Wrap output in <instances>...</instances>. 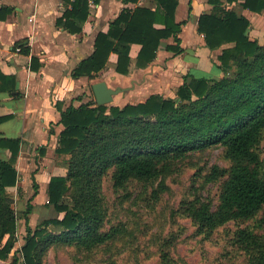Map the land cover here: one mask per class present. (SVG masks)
Returning a JSON list of instances; mask_svg holds the SVG:
<instances>
[{"label": "trees", "instance_id": "1", "mask_svg": "<svg viewBox=\"0 0 264 264\" xmlns=\"http://www.w3.org/2000/svg\"><path fill=\"white\" fill-rule=\"evenodd\" d=\"M68 7L57 25L68 32H81L80 24L89 15L88 0H65ZM139 0H123L124 4ZM153 7H124L109 23L106 32H98L92 54L73 69L74 79H95L108 64L111 54L117 56L114 70L127 75L131 64L132 44L140 45L136 68L144 69L156 58L163 40L172 38L166 50L181 54L179 34L183 23L176 22L179 0H150ZM232 1V0H229ZM212 6L197 20V32L211 50L221 49L214 71L220 76H183L174 98L159 94L137 104L97 105L95 102L70 105L60 112L59 135L55 152L67 164L65 176L51 177L47 189L48 205L57 215L29 226L27 208L20 219L25 222L24 243L19 251L22 264H43L46 253L56 244L66 243L84 250L113 240L119 230H105L107 209L102 181L112 171L116 189L130 181L150 182L174 162L193 152L221 147L230 161L228 169L214 166L209 182L221 181L219 203L195 199L185 203L183 213L200 233L209 234L232 221L258 219L262 233L249 228L238 229L235 244L244 251L248 264H264V178L258 146L264 132V45L251 40L250 22L235 10H227L221 0H207ZM244 9L264 11V0H245ZM11 13L0 7V20ZM224 45H228L222 48ZM23 52L29 53L24 50ZM31 70H37L36 59ZM16 80L0 68V93L15 91ZM5 118H0V122ZM19 139L0 136V153L8 150V158L0 157V260L18 264L16 256L18 215L7 188L18 180L16 161ZM36 189V184L34 183ZM69 194L72 205L65 201ZM62 229L51 234L50 226ZM161 264H171L162 254Z\"/></svg>", "mask_w": 264, "mask_h": 264}, {"label": "crops", "instance_id": "2", "mask_svg": "<svg viewBox=\"0 0 264 264\" xmlns=\"http://www.w3.org/2000/svg\"><path fill=\"white\" fill-rule=\"evenodd\" d=\"M221 1L227 10H235L250 22V39L264 45V11L244 9L245 0ZM65 2L0 0V7L11 9L5 20H0V68L5 75L16 80L14 92L0 93V118H5L0 122V136L20 141L15 165L17 184L7 191L13 199L14 210L18 206L23 211L28 203L32 206L28 215L29 226L36 225L38 209L47 208L44 204L48 203L47 189L51 177L66 175V169L60 166L64 157L55 152L63 130L57 103L62 110L86 103L89 84L92 89L93 84L101 81L110 89H122L113 96L111 104L125 106L143 102L154 94L173 97V90L183 83L186 74L220 76L214 71V64L218 63L221 49L209 50L203 36L197 32L198 18L209 12L212 6L207 0H179L175 19L183 23L179 34L181 54L174 55L166 50L167 45L173 44L172 38L163 40L154 61L144 69H137L140 45L132 44L127 75L115 72L117 56L111 54L107 67L99 73L103 76L101 79H97L99 76L74 79L71 76L73 69L92 54L98 32H106L109 23L124 7H153V3L150 0H139L137 4H124L123 0H88V18L80 24L81 32L72 34L57 25V20L70 7ZM22 45L28 54L21 50ZM33 57L37 70H31ZM9 155L8 150L0 153L1 158ZM19 222L25 226L24 220ZM19 222L18 226H21ZM21 233L23 228L17 227V241ZM16 256L19 258L20 254L16 253ZM11 259L12 254L7 260H0V264H9ZM20 262L21 259L18 264Z\"/></svg>", "mask_w": 264, "mask_h": 264}, {"label": "rangeland", "instance_id": "3", "mask_svg": "<svg viewBox=\"0 0 264 264\" xmlns=\"http://www.w3.org/2000/svg\"><path fill=\"white\" fill-rule=\"evenodd\" d=\"M176 90H173L171 98L175 97ZM87 91V102H94L91 83ZM257 151L263 163L264 178V132ZM230 164L223 148L212 147L174 162L150 182L130 181L122 189L114 187L112 171L109 172L102 181L107 209L104 227L106 231L116 228L119 234L91 250L66 243L56 244L46 253L43 264H161L163 253L169 256L171 264H248L244 251L234 242V234L241 228L262 233V229L257 227L261 213L251 220L228 222L209 234L200 233L183 213L185 203L195 199L209 201L213 206L219 203L221 181L209 182L207 178L214 166L228 169ZM60 166L67 168L64 160ZM65 201L73 204L69 194ZM44 207L47 210L43 207L38 209L36 225L30 226L31 229L34 230L45 219L62 217L47 202ZM25 210L26 207L22 211L16 206L18 222L23 220L20 216ZM17 227L23 228L15 247L22 264L19 247L24 243L25 226L17 223ZM48 230L51 234L62 231L52 225ZM21 237L22 240L19 239Z\"/></svg>", "mask_w": 264, "mask_h": 264}, {"label": "water", "instance_id": "4", "mask_svg": "<svg viewBox=\"0 0 264 264\" xmlns=\"http://www.w3.org/2000/svg\"><path fill=\"white\" fill-rule=\"evenodd\" d=\"M92 91L97 105H108L113 102V96L122 92V89H110L103 81L92 85Z\"/></svg>", "mask_w": 264, "mask_h": 264}, {"label": "built area", "instance_id": "5", "mask_svg": "<svg viewBox=\"0 0 264 264\" xmlns=\"http://www.w3.org/2000/svg\"><path fill=\"white\" fill-rule=\"evenodd\" d=\"M91 4H93V2H91ZM16 51L19 52L20 51V48L17 47L16 48Z\"/></svg>", "mask_w": 264, "mask_h": 264}]
</instances>
